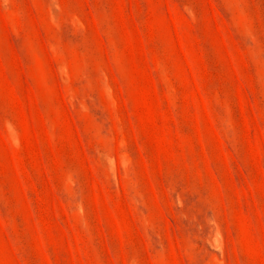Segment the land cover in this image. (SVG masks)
I'll return each instance as SVG.
<instances>
[{
  "label": "rangeland",
  "instance_id": "374dc122",
  "mask_svg": "<svg viewBox=\"0 0 264 264\" xmlns=\"http://www.w3.org/2000/svg\"><path fill=\"white\" fill-rule=\"evenodd\" d=\"M0 264H264V0H0Z\"/></svg>",
  "mask_w": 264,
  "mask_h": 264
}]
</instances>
